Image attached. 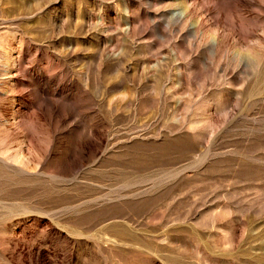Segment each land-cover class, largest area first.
Returning <instances> with one entry per match:
<instances>
[{
  "label": "rangeland",
  "instance_id": "374dc122",
  "mask_svg": "<svg viewBox=\"0 0 264 264\" xmlns=\"http://www.w3.org/2000/svg\"><path fill=\"white\" fill-rule=\"evenodd\" d=\"M0 264H264V0H0Z\"/></svg>",
  "mask_w": 264,
  "mask_h": 264
}]
</instances>
